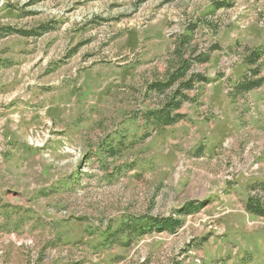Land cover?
Segmentation results:
<instances>
[{"label":"rangeland","instance_id":"obj_1","mask_svg":"<svg viewBox=\"0 0 264 264\" xmlns=\"http://www.w3.org/2000/svg\"><path fill=\"white\" fill-rule=\"evenodd\" d=\"M184 36L217 46L193 66L207 79L187 117L154 128L149 86ZM247 78L261 84L237 92ZM251 197L264 203V0H0V264H264ZM192 200L174 233L105 239Z\"/></svg>","mask_w":264,"mask_h":264},{"label":"trees","instance_id":"obj_2","mask_svg":"<svg viewBox=\"0 0 264 264\" xmlns=\"http://www.w3.org/2000/svg\"><path fill=\"white\" fill-rule=\"evenodd\" d=\"M194 27L195 25L190 30H193ZM5 29L8 33L17 32L25 36L41 35L49 30L44 25L41 26V29L30 31L18 30L11 26H7ZM188 37L184 36L178 43L175 51L178 57L170 62L167 72L156 77L149 86V93L155 96L157 104L144 114L143 119L154 128L167 127L187 117V114L179 111L180 107L191 99L190 90L207 79L205 74L193 71V66L195 63L205 62L209 58L210 51L217 46L214 45L208 50L199 48L197 45H192ZM258 55L257 52L255 54L252 52L249 56L250 61L255 60L254 57ZM260 84L261 79L247 78L245 82L237 84L236 90L239 93H244ZM202 207L201 201L192 200L176 208L174 213L168 216L151 213L131 214L124 218L113 232H109L105 239L109 241H107L108 244L121 242L123 245H130L134 239L145 234L162 231L174 233L183 226L187 214L198 212ZM247 209L255 215L264 217V203L259 199L251 197Z\"/></svg>","mask_w":264,"mask_h":264}]
</instances>
